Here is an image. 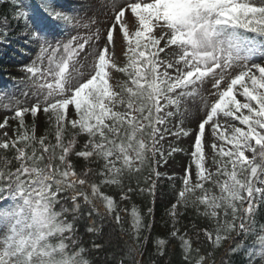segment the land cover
<instances>
[{
  "label": "snow or ice",
  "instance_id": "obj_1",
  "mask_svg": "<svg viewBox=\"0 0 264 264\" xmlns=\"http://www.w3.org/2000/svg\"><path fill=\"white\" fill-rule=\"evenodd\" d=\"M10 2L17 6L13 19L24 21L25 43L35 52L23 68L26 76L21 83L32 89L36 100L21 106L12 97L14 116L0 123V129H6L9 119L19 122L15 138L0 142L4 150L0 152V216L13 222L10 234L0 239V264H17L20 259L32 264L33 250L45 239L58 240L60 249L65 241L75 243V221L84 205L90 206V220L92 213L103 218L99 211L103 208L120 222L119 211L127 210L118 211L103 188L116 186L123 193L120 199L129 200L136 189L130 183L125 188L124 181L135 178L139 185L152 161L164 160L161 141L189 135L192 130L182 126V119L175 130L169 125L193 108L203 112L190 154L196 182L186 169L177 203L168 211L173 224L180 214L177 205L192 204L202 205L204 215L214 221V228L203 230V235L215 247L235 231L245 235L255 231L257 207L264 205V0H106L101 7L112 14L105 12L104 20L97 17L92 3L69 9L64 0ZM4 20L7 25V17ZM79 29L88 34L81 35ZM6 33L7 27L0 36L6 39ZM117 34L126 43L123 66L115 56ZM101 39L102 49L96 43ZM119 73L127 79L115 82ZM41 110L54 129V142L48 133L35 135V118ZM28 113L33 117L30 132L24 119ZM81 134L87 140L76 150ZM3 135L8 137V131ZM8 151L11 158L5 154ZM73 154L98 167L77 172ZM144 180L139 192L154 195L156 180L151 172ZM68 192L70 196L63 195ZM68 200L71 204L65 206ZM25 209L32 223L41 226L35 239L20 237L18 226L24 222ZM152 211L149 207L148 214ZM131 219L139 236L143 216L135 205ZM87 230L100 231L94 220ZM171 236L177 237L178 230ZM178 238L188 264H210L211 254L201 255L186 234ZM165 243L157 241L158 247ZM239 248L238 244L231 251ZM248 254L264 260V225ZM65 264L75 262L66 258Z\"/></svg>",
  "mask_w": 264,
  "mask_h": 264
},
{
  "label": "trees",
  "instance_id": "obj_2",
  "mask_svg": "<svg viewBox=\"0 0 264 264\" xmlns=\"http://www.w3.org/2000/svg\"><path fill=\"white\" fill-rule=\"evenodd\" d=\"M17 10V6L11 4L10 0H6L5 3H0L1 16H11ZM124 74L119 73L118 77L114 79L115 82L126 80ZM110 80V83H115ZM42 127L41 130L36 132L37 138L49 134V140L54 142V136L51 134L54 129L49 123L48 117L41 110ZM69 119L75 118L74 116L68 117ZM25 125L28 127L29 132L33 124V117H27L25 115ZM15 132L12 139L15 138L16 130L19 128L18 120H14ZM69 135L72 132L70 126L67 129ZM3 138L0 140L2 142ZM8 139V138H7ZM87 137L81 134L77 137L76 150H80L83 144L86 142ZM4 150H0L3 152ZM9 158L13 153L8 151L5 153ZM71 162L77 172H84L88 168H97L96 163H90L82 157H77L74 154L71 156ZM13 161L12 168L15 167ZM154 169V171H153ZM151 172L152 178L155 177V161H152V167L148 168L140 179L139 185L137 180L133 178L130 182L125 180V188L130 183L131 186L136 189L134 193H130L129 200H121L120 197L123 194L121 189L116 186H105L103 191L113 197L114 201L118 205V211L120 209H126L127 211H119L121 216L120 222L115 220V213H107L103 208H99V211L103 213V218L92 213L91 220L89 219L88 209L90 206L84 205L82 208L81 216L75 221V243L71 241H65L66 244L74 251H80L84 257H86L90 264H135L139 261L140 264H188L185 260V253L182 247V243L178 238L181 234H186L192 240L193 248H199L200 254L206 258L210 256V264H252L256 257H250L249 251L253 246V241L256 240L257 235L260 232L261 225H264V205L258 206L256 215L254 217V229L255 231L245 235L243 232L235 231L231 234V239H225L218 247L213 246V241L207 239L203 235V230L214 228L215 224L209 217L204 215V207L202 205L189 204L187 207L181 206V213L179 215L178 227H170L168 222H164L163 215L166 213L164 203L160 197L163 190H167L173 195V199L177 200L179 190L182 189V180H179L177 185V192L173 194V187L171 184L165 182V184L159 187V194L149 195L148 191L144 193L139 192V188L145 187L144 177H147ZM99 181L100 177H95ZM163 189V190H162ZM218 191V189H215ZM5 195H7L5 193ZM64 196H70V192L64 193ZM81 203L83 201L81 199ZM71 204L68 200L67 205ZM135 205L143 216L144 227L141 230L139 236L136 235L135 229L132 228L131 210ZM247 206V202L245 204ZM153 209L151 214H148V208ZM60 205L56 206V210L59 211ZM71 220V216H68ZM96 222V227L100 229L99 232H89L87 229L91 226V221ZM247 222V221H245ZM239 223V220L236 221ZM178 230V236H171L173 230ZM199 233V238H197ZM146 238V239H145ZM213 236V240H214ZM164 240L166 243L162 247H158L157 241ZM240 245L238 251H231ZM98 246V247H97ZM194 255V254H193ZM261 259V258H260ZM261 263L264 264V260L261 259Z\"/></svg>",
  "mask_w": 264,
  "mask_h": 264
},
{
  "label": "rangeland",
  "instance_id": "obj_3",
  "mask_svg": "<svg viewBox=\"0 0 264 264\" xmlns=\"http://www.w3.org/2000/svg\"><path fill=\"white\" fill-rule=\"evenodd\" d=\"M106 0H64V3L69 9L77 7L81 3H92L94 4L93 11L96 13L97 17L101 20L105 19L104 13L108 12L111 15V11L108 8L101 7L102 3H105ZM85 15L83 11L80 13ZM128 14L126 13V16ZM16 20V19H15ZM8 23L5 25L4 18H0V32L5 30L7 27L6 39L3 36H0V59L3 62L1 63L3 67H0V72H5L4 74L0 73V96H3L4 99L0 100V123H3L5 117L14 116L15 110V100L21 101V106H30L36 100V97L31 95L32 89L26 88L21 81L25 79V72L23 68L25 65L29 64L35 56V52L31 50L30 46L25 43L24 32V22L22 24L11 23L7 19ZM106 25H101L103 29ZM95 31V27H93ZM81 35H87L88 32L86 29H79ZM75 34V33H73ZM103 36V31L101 32ZM58 39H63V36L57 37ZM96 43L101 47L104 46V40L96 41ZM126 51V43L120 39V35L117 34L116 44H115V56L117 57V63L119 66H123L125 58L123 57V52ZM3 69V70H2ZM114 73L115 70H112ZM119 74H115L114 79L118 77ZM27 92L28 95L24 96L22 93ZM12 97L15 100L11 99ZM10 104L11 107L5 108L3 105ZM74 112L72 106H70V115ZM28 117H32L30 113L25 114ZM41 112H39L35 119V128L36 130L41 129L42 120L40 118ZM203 116L202 111H196L193 108L191 113L185 114L183 118L177 116L172 119L170 127L175 130V126L180 123L181 119L183 121V127L190 131L188 136H180L175 138L173 136H167L164 141H161L163 150L165 152V158L159 164H156V173H159L158 178L161 180L169 181L171 185H175L178 179H181L186 172V169L190 171L192 177V183L196 182L195 176V165L191 163V152L194 150V137L195 131L197 129V124L201 117ZM14 119H9V124L6 126V129H0V139L12 137L14 134ZM238 124V122H236ZM5 130L8 131V137H5L3 133ZM208 134V126H206V136ZM177 149L173 151L170 156L167 155L171 149ZM210 152V146H205V153ZM156 160H160V156L157 155ZM191 165V167H189ZM206 165H210V160H206ZM212 171H215L214 166ZM177 186V185H175ZM162 202L165 204L167 209V214L163 215V219L168 221L171 227H176L178 215L176 217L175 225L173 224L172 218L168 214L169 209H171L173 204H176L175 200L172 197V194L168 191H164ZM9 203L11 201L9 200ZM5 206V205H4ZM177 210L180 213V205H177ZM252 264H262L260 257H256Z\"/></svg>",
  "mask_w": 264,
  "mask_h": 264
},
{
  "label": "clouds",
  "instance_id": "obj_4",
  "mask_svg": "<svg viewBox=\"0 0 264 264\" xmlns=\"http://www.w3.org/2000/svg\"><path fill=\"white\" fill-rule=\"evenodd\" d=\"M8 207V205L4 206L5 209ZM24 218H22L24 222L18 226L20 237L23 239H27L29 236H32L34 239L37 238L41 232V226L32 223L31 216L27 209H25ZM11 223L13 222L0 216V239H3L10 234ZM42 251L48 252L50 255L40 256V252ZM81 253V251H74L68 244H66L64 249H60L58 247V240L56 239H45L38 249L33 250V256L35 259L32 261V264H65L66 258H72L75 264H90V261ZM17 264H24V260H18Z\"/></svg>",
  "mask_w": 264,
  "mask_h": 264
}]
</instances>
